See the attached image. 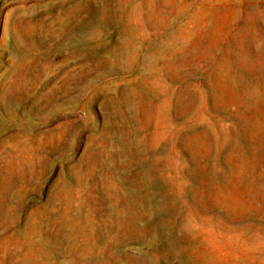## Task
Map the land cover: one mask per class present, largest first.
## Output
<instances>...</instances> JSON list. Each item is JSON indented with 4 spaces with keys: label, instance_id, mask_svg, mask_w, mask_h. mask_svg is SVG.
<instances>
[{
    "label": "rangeland",
    "instance_id": "374dc122",
    "mask_svg": "<svg viewBox=\"0 0 264 264\" xmlns=\"http://www.w3.org/2000/svg\"><path fill=\"white\" fill-rule=\"evenodd\" d=\"M0 264H264V0H0Z\"/></svg>",
    "mask_w": 264,
    "mask_h": 264
}]
</instances>
